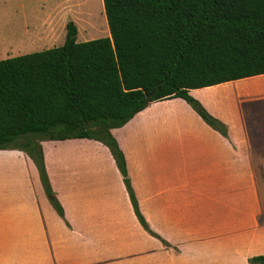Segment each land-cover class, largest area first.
<instances>
[{"label": "crops", "instance_id": "1", "mask_svg": "<svg viewBox=\"0 0 264 264\" xmlns=\"http://www.w3.org/2000/svg\"><path fill=\"white\" fill-rule=\"evenodd\" d=\"M35 12L33 0H0V59L50 48L55 11L43 20ZM188 93L228 138L180 97L150 102L111 129L145 219L181 252L143 233L109 149L71 138L42 142L69 225L31 158L0 149V264H207L198 249L206 242L218 264L264 255V73Z\"/></svg>", "mask_w": 264, "mask_h": 264}, {"label": "trees", "instance_id": "2", "mask_svg": "<svg viewBox=\"0 0 264 264\" xmlns=\"http://www.w3.org/2000/svg\"><path fill=\"white\" fill-rule=\"evenodd\" d=\"M109 36L0 59V149L24 151L57 214L63 208L39 141L87 138L108 147L140 225L149 230L111 134L150 102L183 98L203 121L227 127L189 95L264 73V0H102ZM166 246V242L154 235ZM264 264V255L249 259Z\"/></svg>", "mask_w": 264, "mask_h": 264}, {"label": "rangeland", "instance_id": "3", "mask_svg": "<svg viewBox=\"0 0 264 264\" xmlns=\"http://www.w3.org/2000/svg\"><path fill=\"white\" fill-rule=\"evenodd\" d=\"M33 1H34V7L36 8L35 14L37 13L36 16L39 17V20L45 19V17H47L46 16L47 13L52 14L55 11L54 18H52L53 26H54V32H53V35L51 36V42L49 43L48 47L58 46V45H60V44L63 43L64 38H65V35H66V24L69 21H72L74 23V25L76 26V29H77L76 39L79 42L80 41L89 40V39L98 38V37L109 36V30H108V26H107V23H106V18H105V13H104V8H103L102 0H33ZM14 23L16 25L19 23L18 24V27L17 26L15 27V30H19L20 26L22 25V22H20V20H14ZM0 29H1V23H0ZM224 137L228 138V128H227V136H224ZM45 141H48V140H41V141H39V143L41 145V148H42V142H45ZM111 156H112V154H111ZM43 160H44V157H43ZM44 165H45V163H44ZM115 165H116V163H115ZM36 169H37V173L39 174V170H38L37 166H36ZM45 170H46V168H45ZM127 174H128V170H127ZM128 177H129V174H128ZM39 180H40L41 187H42V189L44 191V188H43V185H42V182H41V179H40V174H39ZM130 183H131V180H130ZM131 187H132V185H131ZM132 189H133V187H132ZM55 197H56V195H55ZM135 197L137 199V196L136 195H135ZM140 198H141L140 201H139V199H137L139 209L142 208V198H143V196H140ZM56 199L58 200L57 197H56ZM58 202L61 205V203H60L59 200H58ZM50 205H51V203H50ZM62 208H63V206H62ZM63 212H64V209H63ZM140 212L143 215V212L141 211V209H140ZM152 213L153 212H151V214ZM59 217H61V216H59ZM135 217H136V215H135ZM143 217L145 219V216L144 215H143ZM61 218L66 222L67 225H69L68 222H67V220L65 219L64 213H63V217H61ZM145 221L147 223V226H148L149 230L144 229L140 225L141 229L144 231L143 233L145 234L147 232V234L151 235L153 238H155L157 240L159 238H157L154 235H157V236H159L162 239V237L160 236V234L153 227H151V225L148 223L147 219H145ZM166 246L169 247V248H171L172 250H174L177 253H179V252L182 251L181 248H180V246L172 245V244H170L168 242H166ZM195 247H194V249H195ZM212 247H213V243L206 242V243H200L199 244V248L198 247H196V248L199 249V256L200 257H203V259L206 262H208L207 264H213L214 261L217 262V264H218L220 262L218 258H213V255L211 253H210V257L211 258H208L204 254L205 252H208L211 249H212L211 252H213L214 247L213 248ZM189 248H191V247H189ZM183 249H184V247H183ZM184 250H186V249H184ZM221 250H222V247H221ZM196 252H198V251L197 250L191 251V253H196ZM250 258H252V257H250ZM250 258L247 259L248 262H249V259ZM251 264H255V263H251Z\"/></svg>", "mask_w": 264, "mask_h": 264}]
</instances>
